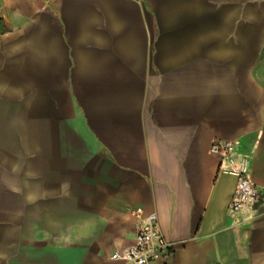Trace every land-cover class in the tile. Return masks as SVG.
I'll return each mask as SVG.
<instances>
[{
    "label": "crops",
    "instance_id": "obj_1",
    "mask_svg": "<svg viewBox=\"0 0 264 264\" xmlns=\"http://www.w3.org/2000/svg\"><path fill=\"white\" fill-rule=\"evenodd\" d=\"M137 207L154 264H264V0H0V264H125Z\"/></svg>",
    "mask_w": 264,
    "mask_h": 264
},
{
    "label": "built area",
    "instance_id": "obj_2",
    "mask_svg": "<svg viewBox=\"0 0 264 264\" xmlns=\"http://www.w3.org/2000/svg\"><path fill=\"white\" fill-rule=\"evenodd\" d=\"M237 148L235 142L220 141L213 145L212 150L222 158H226L236 157ZM235 173L237 184L229 210L232 215L237 216V224H245L256 216L263 195L246 167L240 168ZM131 214L138 219L134 242L115 251L111 258L123 261L125 264H154L171 251L174 242L166 238L155 212L146 213L142 207H137Z\"/></svg>",
    "mask_w": 264,
    "mask_h": 264
}]
</instances>
